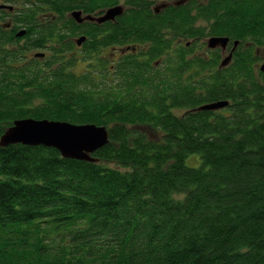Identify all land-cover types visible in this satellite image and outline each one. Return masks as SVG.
I'll use <instances>...</instances> for the list:
<instances>
[{"label": "trees", "instance_id": "16d2710c", "mask_svg": "<svg viewBox=\"0 0 264 264\" xmlns=\"http://www.w3.org/2000/svg\"><path fill=\"white\" fill-rule=\"evenodd\" d=\"M177 1L0 0V136L108 131L95 163L0 148V264H264V0Z\"/></svg>", "mask_w": 264, "mask_h": 264}, {"label": "water", "instance_id": "95a60500", "mask_svg": "<svg viewBox=\"0 0 264 264\" xmlns=\"http://www.w3.org/2000/svg\"><path fill=\"white\" fill-rule=\"evenodd\" d=\"M183 0L177 1L175 5H180ZM166 5L160 6L164 8ZM158 9H156L157 11ZM122 7L116 6L107 9L102 16L81 17L80 12H73L72 18L81 23L84 20L94 21L98 24L113 21L116 17L122 14ZM22 30L17 33V37L24 35ZM84 37L76 41L77 45L84 42ZM209 49L220 48L223 52L228 45L227 38L212 37L206 41ZM238 42L233 43V47L229 54L221 61L220 67H225L229 64L232 58V52L237 47ZM43 57L42 54L36 55ZM259 70L264 72V62L259 66ZM226 102H217L204 105L199 110H215L226 106ZM108 143V131L103 126L94 124L74 125L67 122L22 119L14 121L0 137V148H5L9 145L21 144L26 146H43L52 148L58 151L60 156L65 159H73L95 163L97 160L92 156L93 153Z\"/></svg>", "mask_w": 264, "mask_h": 264}, {"label": "rangeland", "instance_id": "374dc122", "mask_svg": "<svg viewBox=\"0 0 264 264\" xmlns=\"http://www.w3.org/2000/svg\"><path fill=\"white\" fill-rule=\"evenodd\" d=\"M203 0H196V2H202ZM122 3V2H121ZM155 5V7L153 8V9H155L156 10V8L159 6V5H157V3L156 4H154ZM153 5V6H154ZM122 6H124L123 4H122ZM8 20V19H7ZM203 42H205V40H203ZM103 55L102 56H104L105 58H106V60H109V61H112L113 59H114V57L109 53L108 54V52H103L102 53ZM260 66V65H259ZM85 67H86V64H81V63H79V64H77L76 65V67L74 68V72H76L77 74H80V73H82V72H84V70H85ZM186 165L187 166H189V167H193V168H197V167H199L200 166V159H199V157L197 156V155H190V156H188L187 158H186Z\"/></svg>", "mask_w": 264, "mask_h": 264}, {"label": "flooded vegetation", "instance_id": "af4514ba", "mask_svg": "<svg viewBox=\"0 0 264 264\" xmlns=\"http://www.w3.org/2000/svg\"><path fill=\"white\" fill-rule=\"evenodd\" d=\"M156 9H158V10H157V11L154 10V11H155L156 13H158V11H160V10L163 9V8H160V6H158ZM103 12H104V11H103ZM103 12H102V13H103ZM102 13H100L98 16H100ZM113 21H114V20H113ZM113 21H108V22H113ZM84 22L94 23V24L97 25V26H98V25L100 26V25L106 23V22H104V23H101V24L99 23V24H98L97 22H92V21H88V20H85V21H83V22H81V23H84ZM76 23H77V22H76ZM81 23H77V24H81ZM79 47H80V45L78 46V48H79ZM104 51H105V50H104ZM111 62H114V61L112 60Z\"/></svg>", "mask_w": 264, "mask_h": 264}, {"label": "bare ground", "instance_id": "6f19581e", "mask_svg": "<svg viewBox=\"0 0 264 264\" xmlns=\"http://www.w3.org/2000/svg\"><path fill=\"white\" fill-rule=\"evenodd\" d=\"M179 1H180V0H179ZM183 2H184V1H183ZM183 2H182V3H183ZM182 3H181V4H182ZM119 6H120V5H119ZM121 7H122V10H124L123 6H121ZM105 11H106V10H105ZM105 11H104V12H105ZM104 12H103V13H104ZM80 13H81V12H80ZM103 13H102L100 16H102ZM122 13H123V11H122ZM121 15H122V14H121ZM121 15H120V16H121ZM100 16H96V17H100ZM120 16H118V17H120ZM81 17H86V16H83L82 13H81ZM92 17H94V16H92ZM71 18H72V14H71ZM116 18H117V17H116ZM72 19H73V18H72ZM73 20H74V19H73ZM74 21H75V20H74ZM84 21H85V20H84ZM75 22H76V21H75ZM92 22H94V21H92ZM6 130H7V129H6ZM6 130H5V131H6ZM5 131H4V132H5ZM4 132L1 134V136L4 134ZM1 136H0V137H1ZM14 145H15V144H14ZM25 146H26V145H25Z\"/></svg>", "mask_w": 264, "mask_h": 264}]
</instances>
